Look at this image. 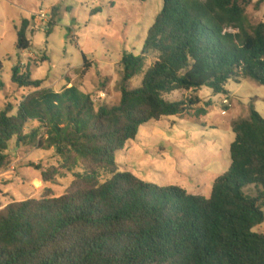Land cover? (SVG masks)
<instances>
[{"label": "trees", "instance_id": "16d2710c", "mask_svg": "<svg viewBox=\"0 0 264 264\" xmlns=\"http://www.w3.org/2000/svg\"><path fill=\"white\" fill-rule=\"evenodd\" d=\"M250 5L259 11L264 0H164L141 55L120 62L115 106L96 109L74 86L42 89L44 81L29 70L13 68L12 83L34 92L15 115L11 104L0 113V169L16 139L19 146L55 149L62 164L42 172L45 182L80 164L84 171L68 194L0 211V264H264V234L254 232L264 224V117L254 108L232 122L231 167L209 198L144 182L116 161L142 126L202 103L170 102L167 95L209 88L230 96L227 85L245 79L264 86V22H249ZM29 27L23 20L17 31L20 51L32 46ZM103 174L110 177L102 182Z\"/></svg>", "mask_w": 264, "mask_h": 264}, {"label": "rangeland", "instance_id": "374dc122", "mask_svg": "<svg viewBox=\"0 0 264 264\" xmlns=\"http://www.w3.org/2000/svg\"><path fill=\"white\" fill-rule=\"evenodd\" d=\"M163 7L164 0H0V113L11 104L15 115V106L34 92L12 83L16 65L22 72L29 70L34 80L44 81L42 89L61 92L74 86L92 97L96 109L118 105L120 62L126 54L141 55ZM246 13L251 24L260 22L253 5ZM23 20L30 21L27 35L32 46L27 51L17 48ZM83 56L91 66L88 70ZM141 79L137 77L130 87H138ZM226 89L230 96L215 95L209 88L167 95L170 102L197 98L202 103L188 114L142 126L136 140L116 154L120 171L158 187H180L209 198L215 180L231 167L232 122L248 118L253 108L264 117V86L245 79L231 81ZM226 98L231 108L224 106ZM202 108L208 110L206 116L199 115ZM6 154L7 165L0 169V211L12 203L68 194L75 188L77 174L84 171L80 164L45 182L42 172L62 164L55 149L19 146L15 139ZM109 177L103 174L101 181ZM254 232L264 234V224Z\"/></svg>", "mask_w": 264, "mask_h": 264}, {"label": "crops", "instance_id": "0c3cea01", "mask_svg": "<svg viewBox=\"0 0 264 264\" xmlns=\"http://www.w3.org/2000/svg\"><path fill=\"white\" fill-rule=\"evenodd\" d=\"M257 1L258 0H253L254 3ZM255 12L260 15V17H261L260 22H264V5L261 7V9L259 11H255Z\"/></svg>", "mask_w": 264, "mask_h": 264}, {"label": "built area", "instance_id": "2783aa9c", "mask_svg": "<svg viewBox=\"0 0 264 264\" xmlns=\"http://www.w3.org/2000/svg\"><path fill=\"white\" fill-rule=\"evenodd\" d=\"M223 104L226 108H231L232 107V104L230 102V100L228 98H226L224 101H223Z\"/></svg>", "mask_w": 264, "mask_h": 264}]
</instances>
